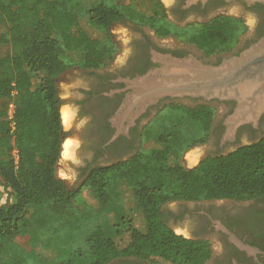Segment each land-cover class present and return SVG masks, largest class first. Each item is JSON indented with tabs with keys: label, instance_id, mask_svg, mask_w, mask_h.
<instances>
[{
	"label": "trees",
	"instance_id": "1",
	"mask_svg": "<svg viewBox=\"0 0 264 264\" xmlns=\"http://www.w3.org/2000/svg\"><path fill=\"white\" fill-rule=\"evenodd\" d=\"M80 4L0 0V43L13 41L19 49L0 57V176L13 196L6 204L0 201V264H103L126 254L201 264L208 255L206 245L173 233L161 219V206L172 199L264 195V137L187 168L181 159L208 137L213 109L170 104L164 110L178 118L205 117L203 135L174 126L160 133L149 150L96 168L80 187L68 188L57 173L64 140L58 78L76 64L72 51H83L88 66L110 59L117 50L111 34L115 21L146 20L122 3L99 0L82 13ZM152 22L160 32L170 31ZM10 100L16 104L13 131ZM113 204H121L130 215L125 229L111 236L102 215ZM33 223L50 241L26 251L13 240L27 235Z\"/></svg>",
	"mask_w": 264,
	"mask_h": 264
},
{
	"label": "flooded vegetation",
	"instance_id": "2",
	"mask_svg": "<svg viewBox=\"0 0 264 264\" xmlns=\"http://www.w3.org/2000/svg\"><path fill=\"white\" fill-rule=\"evenodd\" d=\"M128 1L116 3L130 6L146 20L126 17L115 21L111 27L112 41L117 48L113 56L98 67L86 65L83 59L76 61L58 78L63 145L67 139L72 144L67 161L70 175L64 180L70 189L80 187L92 170L109 167L137 154L144 130L170 104L181 103L191 108L204 104L213 109L208 137L185 152L198 149L202 153L194 154L188 162L185 154L181 159L187 168L197 166L208 156L228 154L264 137V113L256 125L247 123L239 126L235 134L228 133L226 119L236 106L228 100L201 102L191 98L183 102L163 98L123 122L118 116L132 90L130 81L159 67V55L193 56L219 64L256 43L264 36V1L144 0L142 6ZM152 21L163 23L170 31L160 32ZM62 82L66 87H62ZM63 109L69 116L68 123L64 121ZM204 119L172 116L170 120L174 126H182L188 120L202 126ZM160 211L163 223L173 233L206 245L208 255L201 264H264V195L249 199H172L164 202ZM103 264L172 262L126 254Z\"/></svg>",
	"mask_w": 264,
	"mask_h": 264
},
{
	"label": "water",
	"instance_id": "3",
	"mask_svg": "<svg viewBox=\"0 0 264 264\" xmlns=\"http://www.w3.org/2000/svg\"><path fill=\"white\" fill-rule=\"evenodd\" d=\"M159 61V67L130 81L132 90L118 115L122 122L163 98L234 101V112L226 119L230 135L241 125H256L264 113V36L219 64L171 54L159 55Z\"/></svg>",
	"mask_w": 264,
	"mask_h": 264
},
{
	"label": "rangeland",
	"instance_id": "4",
	"mask_svg": "<svg viewBox=\"0 0 264 264\" xmlns=\"http://www.w3.org/2000/svg\"><path fill=\"white\" fill-rule=\"evenodd\" d=\"M97 1L99 0H81V4H80L81 6L79 8L80 13L84 12L85 7L88 6L90 3L97 2ZM107 1L111 3L122 2V1L129 2L128 0H107ZM130 2L132 4H137V6L144 5V0H130ZM3 28H4V25L3 23L0 22V30H2ZM17 50L19 49L16 48V44L13 41L0 43V57H3L9 53L17 52ZM71 56L73 57L74 60H76L79 63V61L82 60L83 51L81 50L72 51ZM37 81L38 79H35V83H37ZM60 83H61V80H60ZM64 85H65L64 82H62V87H66ZM172 113H170L167 110H163L160 114H158L159 118L155 119L154 122L144 130V135L142 138V146L140 149L141 151L149 150L151 146L156 143V140L158 136L160 135V133H162L165 130L171 129L175 125V123L171 122L170 119L172 116L176 117L177 115H175L174 112ZM65 115H66V112H65V109H63L64 121L68 123L65 120ZM181 127L187 133H193L197 136H200L203 133V128L201 126V123L200 124L193 123V122L191 123V121L188 120V122L182 125ZM68 141L71 142V140L67 139L65 141V144ZM197 150L198 149H193V151H189L188 153H186L184 155V157L186 156V160L185 159L183 160L188 162V160L192 159L194 154L199 155L202 153V150H198V151ZM64 152H65V146H64L62 157L60 159V162L57 168V173L63 180L67 181L70 175L69 172L67 171V166H68L67 161H68L69 156H66ZM13 155L16 159H18V156L14 152H13ZM1 180H3V178L0 176V201L2 204H6L8 201L9 202L12 201L13 196L10 194L11 189L5 188ZM127 215H130L129 211L126 210L121 204H113L102 215V219H103V223L106 228V232L109 235L114 236L116 235L118 229H125ZM13 241L19 243L22 249L28 251V250L33 249L34 247L42 248L48 245L50 241V237H49V234L46 231H44L40 225L33 223L30 226V231L27 235L16 236ZM34 264H40V261Z\"/></svg>",
	"mask_w": 264,
	"mask_h": 264
},
{
	"label": "built area",
	"instance_id": "5",
	"mask_svg": "<svg viewBox=\"0 0 264 264\" xmlns=\"http://www.w3.org/2000/svg\"><path fill=\"white\" fill-rule=\"evenodd\" d=\"M16 93H17V91H13L12 94L15 95ZM15 108H16V104H15L14 100H10L8 103V120L10 121L12 131L16 127V122L14 120ZM14 153L18 156L17 150H15Z\"/></svg>",
	"mask_w": 264,
	"mask_h": 264
},
{
	"label": "bare ground",
	"instance_id": "6",
	"mask_svg": "<svg viewBox=\"0 0 264 264\" xmlns=\"http://www.w3.org/2000/svg\"><path fill=\"white\" fill-rule=\"evenodd\" d=\"M64 117V116H63ZM65 120L67 121V122H69V116H68V114L66 113V115H65ZM71 149H72V144H71V142H66V144H65V155L66 156H69L70 157V155H71Z\"/></svg>",
	"mask_w": 264,
	"mask_h": 264
}]
</instances>
